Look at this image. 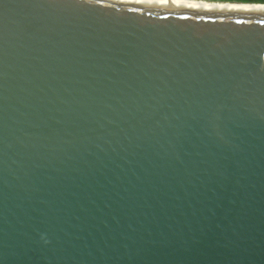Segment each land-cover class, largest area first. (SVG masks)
<instances>
[{"label":"water","instance_id":"water-1","mask_svg":"<svg viewBox=\"0 0 264 264\" xmlns=\"http://www.w3.org/2000/svg\"><path fill=\"white\" fill-rule=\"evenodd\" d=\"M0 264H264V10L0 0Z\"/></svg>","mask_w":264,"mask_h":264},{"label":"bare ground","instance_id":"bare-ground-1","mask_svg":"<svg viewBox=\"0 0 264 264\" xmlns=\"http://www.w3.org/2000/svg\"><path fill=\"white\" fill-rule=\"evenodd\" d=\"M155 2H166L176 4H188V5H203V6H217V7H231V8H243V9H255L264 10V5L258 4H241V3H229V2H212L205 0H145Z\"/></svg>","mask_w":264,"mask_h":264},{"label":"trees","instance_id":"trees-1","mask_svg":"<svg viewBox=\"0 0 264 264\" xmlns=\"http://www.w3.org/2000/svg\"><path fill=\"white\" fill-rule=\"evenodd\" d=\"M211 1V0H205ZM212 2H229V3H241V4H258L264 5V0H212ZM244 2H252V3H244ZM261 3V4H260Z\"/></svg>","mask_w":264,"mask_h":264},{"label":"rangeland","instance_id":"rangeland-1","mask_svg":"<svg viewBox=\"0 0 264 264\" xmlns=\"http://www.w3.org/2000/svg\"><path fill=\"white\" fill-rule=\"evenodd\" d=\"M217 1H219V0H217Z\"/></svg>","mask_w":264,"mask_h":264}]
</instances>
